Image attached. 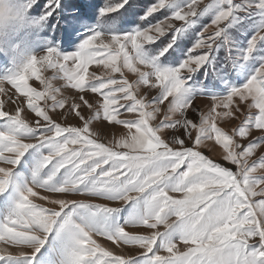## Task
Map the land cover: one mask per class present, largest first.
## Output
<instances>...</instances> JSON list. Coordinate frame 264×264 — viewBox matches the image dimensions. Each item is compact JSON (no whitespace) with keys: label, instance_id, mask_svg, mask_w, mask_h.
Wrapping results in <instances>:
<instances>
[{"label":"snow or ice","instance_id":"snow-or-ice-1","mask_svg":"<svg viewBox=\"0 0 264 264\" xmlns=\"http://www.w3.org/2000/svg\"><path fill=\"white\" fill-rule=\"evenodd\" d=\"M0 264H264V0H0Z\"/></svg>","mask_w":264,"mask_h":264},{"label":"rangeland","instance_id":"rangeland-1","mask_svg":"<svg viewBox=\"0 0 264 264\" xmlns=\"http://www.w3.org/2000/svg\"><path fill=\"white\" fill-rule=\"evenodd\" d=\"M101 2H102V0H101ZM208 2H209V0H204V3H208ZM204 19L207 20L208 17L205 16ZM210 31H211V29H210ZM89 70H90V71H94V70L98 71V70L96 69V66H95V65L91 66ZM130 78H133V77H131V75H130ZM37 86H38V85H37ZM65 94H66V95H71L72 93H71V92H66ZM208 103H209V101H208L206 98H200V99H198V100L196 101V104L199 105V107H200V109H201L202 111H205V110L207 109ZM190 118L193 119V120L198 121V114H197L196 112H191V113H190ZM70 122H71V121H70ZM235 123H237V122H231V123L226 124V125H224V126H225V127H233V126H235ZM217 151H219V150H217ZM208 154L211 155L212 158H214V159H218V158H219L218 155H217V153L209 152Z\"/></svg>","mask_w":264,"mask_h":264},{"label":"clouds","instance_id":"clouds-1","mask_svg":"<svg viewBox=\"0 0 264 264\" xmlns=\"http://www.w3.org/2000/svg\"><path fill=\"white\" fill-rule=\"evenodd\" d=\"M8 2H9V3H15L16 0H8ZM9 24H10V20H9V19L7 18V16H6V18H5V20H4V25L7 27Z\"/></svg>","mask_w":264,"mask_h":264},{"label":"trees","instance_id":"trees-1","mask_svg":"<svg viewBox=\"0 0 264 264\" xmlns=\"http://www.w3.org/2000/svg\"><path fill=\"white\" fill-rule=\"evenodd\" d=\"M42 2H43V0H42Z\"/></svg>","mask_w":264,"mask_h":264}]
</instances>
